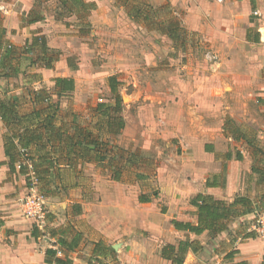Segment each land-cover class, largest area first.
Returning a JSON list of instances; mask_svg holds the SVG:
<instances>
[{
  "label": "crops",
  "instance_id": "1",
  "mask_svg": "<svg viewBox=\"0 0 264 264\" xmlns=\"http://www.w3.org/2000/svg\"><path fill=\"white\" fill-rule=\"evenodd\" d=\"M93 1L104 19L106 13L112 12L103 8L106 0ZM164 1L188 8L185 23L189 30L208 33L210 41L216 36L227 41L228 55L221 62L227 84L207 81V74L201 73L193 84L156 87L144 100H137L135 95L130 102L138 105L136 116L124 109L122 101L120 116L124 127L114 134L105 126L107 118L97 110L102 102L113 108L117 103L113 95L109 101H86V114L90 111L92 116L87 114L84 120L74 109L61 115L63 107L57 100L55 79L73 78L77 90L76 75L70 70L73 66L61 54L54 68H44L33 62L34 54L23 52L34 35H43L48 47L59 51L64 50L69 36L54 33L48 18L28 22L34 0H0V6L8 9L7 13L0 10V25L6 30L4 40L18 52L13 60L16 72L12 73L1 65L4 52L0 49V81L27 77V82L32 83L2 87L0 91L7 96H0L11 100L19 115L28 116L35 109L48 107V103L35 100L33 93L45 89L53 96V102H59L54 124L64 137L81 127L96 136L97 141L104 134L113 142H120L122 137L129 141L127 147L119 145L124 147V162L114 152L103 165L101 152H95L91 160L73 158L67 147L58 141L53 143L60 175L52 174L51 178L62 193L45 195L48 216L35 238L33 220L19 214L21 202L30 190V178L19 172V165L15 172L10 171L4 146L8 129L0 117V212L5 220L0 228V264H46V249L60 247L58 238L50 236L46 229H64L70 224L82 233L73 251L63 249L73 264H172L162 256L163 247L186 239L198 241L202 248L198 252L190 250L184 264L264 263V241L253 229L241 225L246 220L255 221L257 213L264 211V0H253L255 7L251 0H226L222 15H218L220 7L212 0ZM252 12L256 17L250 16ZM258 45L262 46L260 55L251 57L244 51ZM154 92L160 94L153 95ZM130 102L125 107L130 109ZM111 113L113 118L119 117L114 110ZM18 118L20 125L35 127L45 117H32L30 121ZM89 175L100 181L98 197L88 196L85 184L90 181ZM199 194L228 203L237 196H247L256 209L230 220L227 229L218 234L206 230L198 235L176 228L174 221L198 223V209L191 201ZM65 237L70 240L74 233ZM97 243L100 247L118 245L113 248L121 255H96Z\"/></svg>",
  "mask_w": 264,
  "mask_h": 264
},
{
  "label": "rangeland",
  "instance_id": "2",
  "mask_svg": "<svg viewBox=\"0 0 264 264\" xmlns=\"http://www.w3.org/2000/svg\"><path fill=\"white\" fill-rule=\"evenodd\" d=\"M106 1L103 8H109L112 12L106 13L104 19L101 9L98 11L96 7L97 9L94 11H97L91 12L92 19L90 17L88 19L91 23L90 28H88L76 16L69 15L68 9L60 0H34L36 11L42 13L44 18L49 19L47 23L50 29L54 33L69 36L64 50L60 52L61 58L68 60L69 64L73 66L70 70L76 75L77 90L69 96L55 98L60 100L63 107L61 115H65L66 111L74 109L76 114L84 120L85 115L92 116L90 111L86 114L87 108H84L86 101L91 100L94 104L98 101L112 100V93L108 84L110 75H116L117 80L121 83L119 92L124 102V109L133 116H136L138 105L135 107L134 102L130 101L135 98V95H137V100L146 99L156 87H175L184 83L193 84L198 81L201 73L207 74V81L210 80L222 86L227 84L224 79L225 76L222 74L225 65L221 63L229 51L228 43L224 38L216 36L214 41H210L208 40V33L187 28L189 33L186 44L180 45V42L173 41L160 30L148 28L143 22H136L128 15L133 2L136 1L139 4L145 2L144 7L148 5V7L155 9L154 20L156 22L157 19H164L173 13L171 15L182 21V25L186 28L185 16L188 8L179 5L174 6L171 2L166 3L164 0ZM212 1L220 7L218 15H222L226 0L223 2ZM250 16L256 17L253 12ZM132 21L135 23L133 24ZM244 51L254 57L262 53V46H250ZM215 62L222 65L216 66ZM31 70L29 69V71ZM27 80V77L11 79L7 82L2 80L0 81V89L7 87V85L9 87H16V85L31 86L32 83L27 82ZM44 85L46 87L47 83ZM0 93L7 96L3 90ZM152 94L159 95L160 93L154 92ZM129 102L132 104L130 109L125 107V104ZM101 139L103 143L102 165L110 160L109 156L114 152H117V156L122 162L125 161L121 156L123 154L122 149L129 145L128 138L122 137L120 142H113L104 134ZM106 148L110 150L109 153L104 151ZM125 149L130 150L129 148ZM33 177L31 176L30 179L36 182V178ZM89 179L90 181L85 184L88 196L98 197L97 183L100 181H97L96 177L92 175H89ZM27 182L28 185L32 183L31 181ZM58 193H62L61 188ZM19 214L26 218L23 214L22 202L19 207ZM253 222L252 219L246 220L245 224L241 223V225H245L247 229H253ZM124 254H128V252L124 251ZM116 255H121L120 251H117ZM131 262L126 261L125 264H131ZM116 264L121 263L118 261Z\"/></svg>",
  "mask_w": 264,
  "mask_h": 264
},
{
  "label": "trees",
  "instance_id": "3",
  "mask_svg": "<svg viewBox=\"0 0 264 264\" xmlns=\"http://www.w3.org/2000/svg\"><path fill=\"white\" fill-rule=\"evenodd\" d=\"M60 1L68 9L69 15L76 16L78 20L83 21L84 24L90 28L91 23L88 19L91 12L97 7L94 1ZM251 2L252 7H255L254 1L251 0ZM144 4L145 2L139 4L136 1L131 4L128 15L132 20L143 22L148 28L160 30L173 41L180 42V45L186 44L185 42L189 30L182 25V21L171 15L173 13H170V16L167 15L164 19H157L156 22L154 20L156 14L155 9L148 7V5L144 7ZM42 19H44V15L36 11L34 5V8L28 14V22H37ZM5 34L6 30L0 25V49L2 48L4 52L1 65L11 69L12 73H15L16 67L13 64V60L17 58L18 52L15 46L4 40ZM23 52L34 54L36 57L32 56L33 62L41 67L49 69L54 68L55 63L61 56L59 50L48 47L46 38L43 35H34L32 39L25 44ZM108 83L113 98L117 103L113 108L110 103H99L97 110L107 118L105 126H108V131L117 134L124 127L123 117L120 116L122 111V98L119 92V86L121 83L117 80L115 75L108 77ZM55 87L58 97L62 98L64 95L72 93L75 90V81L73 78L59 77L55 79ZM33 93L35 100L42 102V104L48 103V107L35 109L28 116L19 115L11 104V100L4 99L0 96V117L6 123L8 129L4 136L5 154L9 158L8 165L11 172H15L17 170V165H19L20 173L25 174L29 178L31 176L36 178V185L44 195L56 196L58 195L60 186L53 183L51 176L52 174L56 177L59 176L60 169H58V157L55 156L53 150L54 144L58 141L63 148L67 147L69 153L74 155L73 158L87 157L91 160L95 152L100 153L103 150V143L102 139L97 141L96 136L81 127L76 128L73 133L64 137V133L57 131L54 124V120L58 116L60 110L59 102H53V96L45 89H38L33 91ZM111 110H114L115 114H118L119 117L114 115L113 118ZM41 116L45 117L44 120L39 122L35 127H33L32 124L20 125L21 123H19L20 120L18 117H25L26 120L30 121L32 117L38 118ZM44 135H47L46 138H44ZM104 151L106 153L110 152L107 148ZM191 203L198 209V223L194 225L190 222L183 223L174 221V225L176 228L190 230L198 235L206 230L210 231L211 234L223 232L227 229L230 220L251 213L256 209L252 199L243 195L235 197L233 201L228 203L215 199L212 196L199 194L192 199ZM4 224L5 220L0 212V228H2ZM39 228V224L34 222L32 231L33 237H39ZM69 232L74 233V237L70 240L65 237V234ZM46 233H49L50 236L57 237V242L60 244L58 249L53 247L46 249V264H73V259L68 253H65L63 249L66 248L69 251H73L78 246L82 233L74 230L71 224L64 227V229L63 227H48ZM100 246V243L96 244L94 254L96 253L97 255L98 252L104 255L105 258L109 256L115 257L116 251L112 246ZM201 248L202 245L198 241H190L189 239L181 240L177 245L168 244L164 246L162 249V256L171 261L172 264H184L187 253L190 250L198 252ZM58 250L63 252V255H58ZM88 264L92 263L89 262ZM233 264L248 263L242 261Z\"/></svg>",
  "mask_w": 264,
  "mask_h": 264
},
{
  "label": "built area",
  "instance_id": "4",
  "mask_svg": "<svg viewBox=\"0 0 264 264\" xmlns=\"http://www.w3.org/2000/svg\"><path fill=\"white\" fill-rule=\"evenodd\" d=\"M217 1L222 2L223 0ZM0 10L5 13L8 12V9L3 4H1ZM30 181L32 182L30 190L22 201L23 214L26 218L38 223L39 227H42L46 222L48 213L46 208V196L39 190L36 182L32 181V179H30ZM253 230L256 232L257 237L264 241V211L257 213L253 224ZM53 248L58 249L57 246ZM61 254L62 252L58 250V255Z\"/></svg>",
  "mask_w": 264,
  "mask_h": 264
},
{
  "label": "water",
  "instance_id": "5",
  "mask_svg": "<svg viewBox=\"0 0 264 264\" xmlns=\"http://www.w3.org/2000/svg\"><path fill=\"white\" fill-rule=\"evenodd\" d=\"M113 247H114L115 249H117V248H118V245H113Z\"/></svg>",
  "mask_w": 264,
  "mask_h": 264
}]
</instances>
